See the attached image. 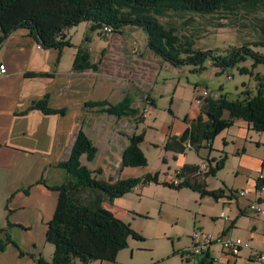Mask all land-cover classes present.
<instances>
[{"label": "crops", "instance_id": "0c3cea01", "mask_svg": "<svg viewBox=\"0 0 264 264\" xmlns=\"http://www.w3.org/2000/svg\"><path fill=\"white\" fill-rule=\"evenodd\" d=\"M77 52L78 49L76 53L65 57L64 49H42L24 29L14 31L6 42L0 45V65L7 70L5 74L0 73V229L5 230L20 249L10 245L4 253H0V264H37L39 258L49 263L52 261L55 247L46 241L47 225L57 208L59 192L51 190L50 187L61 186L68 179V175L58 167V164L68 160L74 141L82 129L86 130L87 136L99 149L94 162L100 155L106 162V165L99 168L103 170L100 176L102 179L116 181L136 177L134 171L127 173V178L121 177L124 172V169H121L122 155L129 146L125 130L127 126L113 130L110 125L108 128L101 124L105 113L84 107L86 102L92 101H83L81 98L84 80L91 79L92 82L86 84L95 87L99 82L97 79L92 80L94 78L92 75H99V72L94 73L92 70L75 72L73 62ZM68 60L72 63L70 67ZM194 93L190 98L189 108L183 112L180 107L175 109V120L172 122L174 132L164 137V146L156 144L152 146L163 148L166 166L169 172H174V176L186 165H193L199 169L204 165L208 167L211 165L214 168L218 160L225 158L224 168L216 176L207 178L206 185L210 191L223 190L224 198L220 199L224 202L222 209L223 206L226 207L225 203L233 204L230 210L236 212V217L232 221L229 218L226 221L221 218V215L225 214L222 212L215 219L218 220L215 221V227L208 232L215 238L229 236L244 240L249 245L242 251L240 258L236 259V264L256 263L253 249L264 252V214L256 215L249 206L253 202H258L264 208V190L259 192L257 188L259 172L264 164V138L260 137L264 133H257L250 123L237 119L231 128L224 130L215 138L210 149H203L197 153L188 148L183 154L166 151L168 138L181 137L189 127L185 119L193 121L200 115L201 106L196 102L200 97H196ZM46 96L50 108L65 110V114L47 116L39 111H29L22 115L31 103ZM86 116L89 118L87 120L89 127H85V123L82 125V120H86ZM224 117L229 118L228 112H225ZM110 133H113L115 138L118 137V144L117 139L109 141ZM105 141L108 147L102 150ZM256 152L258 154H255ZM84 157L82 163L92 172L96 171L84 163ZM224 171H229L235 179L241 178L242 184L238 187H228L221 180L220 186L211 188L210 183ZM172 178L173 175H170L167 181L165 180L166 183L168 184ZM137 190L138 188L133 191ZM238 191L247 194L240 197ZM195 195L199 196L200 202L210 198L204 199L199 193ZM107 203H104L105 209L124 220L123 215L117 212V202L115 205ZM217 222L220 223L216 225ZM199 226L201 227L195 225L192 229L200 231L204 228L209 229L204 224ZM191 233L188 234L189 239ZM21 251L26 254L21 256ZM124 252L117 256V261L118 258H122ZM211 255L220 263L230 262L219 245L213 246ZM183 258L182 261L187 263L190 261L194 264L204 263L201 258L187 257L184 260ZM74 264L82 263L76 260ZM90 264L104 263L95 261Z\"/></svg>", "mask_w": 264, "mask_h": 264}, {"label": "trees", "instance_id": "16d2710c", "mask_svg": "<svg viewBox=\"0 0 264 264\" xmlns=\"http://www.w3.org/2000/svg\"><path fill=\"white\" fill-rule=\"evenodd\" d=\"M260 5H264V0H0V45L6 42L14 31L24 29L42 49L70 48L71 43L66 40L64 32L82 22H91L94 31L107 25L113 27L114 32L122 31L128 26L144 29L148 34L150 50L175 66L190 64L195 66L196 71H204V64L211 60L215 68L224 69L251 58L254 61V69L258 64L264 67V57L252 52L251 48L233 49L226 56H216L214 51L200 52L192 49V44L183 43L174 35V31L167 30L159 18L168 12L232 14L240 8L254 10ZM258 45L264 46L256 43V46ZM90 60L87 49L78 48L73 62L74 71L99 72V65ZM259 83L257 94L253 95L250 90L242 91L243 97L235 101L229 100L224 94L217 99L212 95L207 96L201 104L198 119H185L189 127L181 137L168 138L166 151L183 154L188 148L197 153L210 149L215 138L231 128L237 119L250 123L257 133H264V75ZM152 103L154 106L153 101ZM48 104L49 99L46 96L31 103L22 115L29 111H39L47 116L65 114V110L52 109ZM133 106L131 96H126L118 104L101 100L88 101L84 105L86 109H96L99 113L116 118L138 116V110ZM225 112L229 114L228 119L224 117ZM144 136L134 134L129 137V146L122 155L121 169L148 166V160L141 150ZM98 150L82 129L74 141L68 160L58 164V167L66 172L68 179L61 186L50 187L51 190L59 192L57 208L47 225L46 239L47 243L55 247V254L50 263L39 258L37 264H74L76 260L82 264L95 261L114 264L117 256L127 248L130 238L144 241L131 224L125 223L105 209L104 203H112L114 199L126 196L142 182H159V174L147 175L144 180L130 178L106 181L100 177L103 174L102 169L92 172L82 163L83 156L88 162H94ZM224 165L225 158L218 160L214 168L209 165L207 171L186 165L178 170L177 175L182 182L179 186L174 187L167 183L164 185L174 190L190 189L199 193L202 198L210 197L219 201L224 198V192L210 191L206 179L216 176ZM263 185L258 182V191ZM8 213L10 214L9 210ZM11 238L5 230L0 229V253H4L10 245L20 250ZM25 254L21 251L20 255Z\"/></svg>", "mask_w": 264, "mask_h": 264}, {"label": "rangeland", "instance_id": "374dc122", "mask_svg": "<svg viewBox=\"0 0 264 264\" xmlns=\"http://www.w3.org/2000/svg\"><path fill=\"white\" fill-rule=\"evenodd\" d=\"M159 21L167 30L174 31V35L183 43L192 44L194 50L214 51L216 56H226L233 49L249 47L252 52L264 57V46H256V43L264 45V5L254 10L240 8L232 14L168 12L159 18ZM102 30L94 31L91 22H82L66 30V40L70 41L71 47L63 48L64 56L76 53L77 49L82 47L87 49L90 61L99 65V75H92V80L97 79L99 83L95 87H89L86 83H91V79L84 80V90L81 94L83 101L108 100L111 104H117L128 95L133 100V107L138 110L136 117L122 120L104 114L101 120V124L108 128L111 125L113 130L127 126L126 138L134 134L145 135L141 150L148 160V166L125 167L121 177L127 178V173L133 171L136 172L137 178H130L142 180L147 175L159 174V182L151 186L142 182L137 191L107 203L115 205L117 202V212L124 217V220H120L131 224L134 231L144 238V241L130 238L122 258H118V261L116 259V264H194L193 261H182L180 253L190 243L188 234L192 232V228L204 224L209 229L204 228L203 231L209 233L208 231L215 227V221H218L215 220L216 217L222 212L230 221L235 219L236 212L230 210L233 204L225 203L226 207L223 206L222 209L224 202L221 200L204 198L205 200L200 202L199 196L191 190L166 187L164 184L170 175L174 176V172L168 171L163 148L153 147L152 144L164 146V137L174 132L172 122L175 120V109L180 107L183 112L189 108L190 98L196 88L198 89L194 95L200 97L202 102L205 99L202 98V93L205 91L208 96L213 94L216 99L220 94H224L231 101L242 98V91L250 90L255 95L260 86L259 82L263 79L264 67L258 64L253 69L254 61L248 58L245 62L220 69L215 68L213 61L208 60L204 64V71H196L193 65L175 66L155 54L149 48L148 34L140 27L128 26L112 34H106ZM68 66H72L70 60ZM241 71L252 74L246 75ZM147 107L149 112L145 120L142 114ZM88 119L86 116V120H82L85 127H89ZM177 125L178 123L175 129ZM114 136L110 133L108 139L110 142L117 139L118 144L119 139ZM260 137L264 138V135ZM104 147H108L107 141L101 149L104 150ZM83 161L89 164L92 170L106 165L101 155L92 164L85 157ZM221 180L228 187H238L242 184L241 178L235 179L229 171H224L210 183L211 188L220 186ZM252 252L255 257L264 253L254 249ZM255 262L253 264H261Z\"/></svg>", "mask_w": 264, "mask_h": 264}, {"label": "built area", "instance_id": "2783aa9c", "mask_svg": "<svg viewBox=\"0 0 264 264\" xmlns=\"http://www.w3.org/2000/svg\"><path fill=\"white\" fill-rule=\"evenodd\" d=\"M102 32L106 34H112L114 33V28L107 25L103 28ZM7 72L6 68L3 65H0V73L5 74ZM208 92L205 91L203 93L202 98H206L208 96ZM199 106L202 104L201 98L197 99L196 101ZM149 112V108L147 107L143 111V118H146V115ZM209 168L207 165H204L202 168H200V171H207ZM178 171L176 172L175 176L168 182L169 185L177 187L179 186L181 182V179L177 175ZM258 182L261 184H264V164L262 167V170L259 172L258 176ZM264 190V185L262 186L260 191ZM240 197L246 196L247 192H239ZM249 209L253 212H255L256 215H263L264 214V208L260 205L258 202H253ZM221 218L228 220V217L225 216V214L221 215ZM214 245H219L224 253V256L229 258L230 262L226 264H236V259L240 258V255L244 249L248 248V243H246L244 240L239 238H231L229 236H220L218 238L213 237V235L200 231V230H193L190 235V243L188 244V247L182 252V255L187 256L189 258H201L204 260L205 264H223L218 261L217 258L212 257L211 251ZM255 257V256H254ZM255 261L264 264V253H260L256 255Z\"/></svg>", "mask_w": 264, "mask_h": 264}]
</instances>
